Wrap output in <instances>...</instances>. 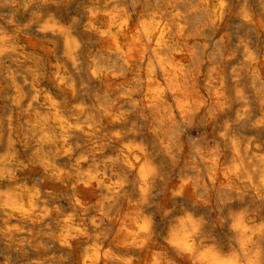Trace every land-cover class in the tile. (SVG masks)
<instances>
[{"label": "clouds", "instance_id": "obj_1", "mask_svg": "<svg viewBox=\"0 0 264 264\" xmlns=\"http://www.w3.org/2000/svg\"><path fill=\"white\" fill-rule=\"evenodd\" d=\"M0 264H264V0H0Z\"/></svg>", "mask_w": 264, "mask_h": 264}]
</instances>
